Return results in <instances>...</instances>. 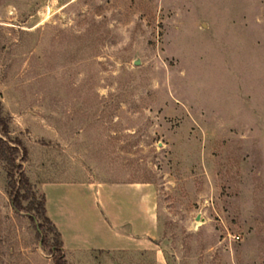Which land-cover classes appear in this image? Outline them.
Returning a JSON list of instances; mask_svg holds the SVG:
<instances>
[{
    "label": "rangeland",
    "instance_id": "374dc122",
    "mask_svg": "<svg viewBox=\"0 0 264 264\" xmlns=\"http://www.w3.org/2000/svg\"><path fill=\"white\" fill-rule=\"evenodd\" d=\"M0 115L69 264H264V0H0ZM6 174L0 264H54ZM108 207L144 258L69 249Z\"/></svg>",
    "mask_w": 264,
    "mask_h": 264
},
{
    "label": "trees",
    "instance_id": "16d2710c",
    "mask_svg": "<svg viewBox=\"0 0 264 264\" xmlns=\"http://www.w3.org/2000/svg\"><path fill=\"white\" fill-rule=\"evenodd\" d=\"M19 149L22 150V153L26 151L21 146L19 139H10L8 137V125L0 115V160L7 169V186L11 205L19 211L25 209L27 211L34 210L37 212L43 221L39 224L38 228L42 229L43 223H46L47 230H45L52 233L54 237L52 244L48 245L50 252L53 253L54 264H69L64 258L60 233L46 215L45 198L43 196L40 199L36 198L28 178L21 169V164L16 162L19 156ZM24 201H27L26 206L23 205ZM30 219L34 220L33 216L30 215Z\"/></svg>",
    "mask_w": 264,
    "mask_h": 264
},
{
    "label": "crops",
    "instance_id": "0c3cea01",
    "mask_svg": "<svg viewBox=\"0 0 264 264\" xmlns=\"http://www.w3.org/2000/svg\"><path fill=\"white\" fill-rule=\"evenodd\" d=\"M106 212L107 214H111L113 219L118 218L115 212H112L109 207ZM152 222V218L149 214L145 215V218L142 222H121L120 220L114 219L113 221L100 222L99 224H101V231H98V233L96 232V234H93L92 229L90 227H86L84 225L82 226L84 228L83 234H79L80 231H76L78 237L75 238L76 242H74L73 248L69 249L71 251L74 250L77 252H81L83 255L88 252H115L136 250L137 252L139 251L140 258H144L143 256L147 254V250L154 249L152 247L151 240L147 235L148 232H150L151 230ZM127 223L130 226L129 233H125V229L123 228L127 225ZM132 229L138 230V233L132 232ZM60 230L62 229L60 228ZM93 239H96L97 243H94ZM65 240L66 239L63 237V253L64 249H67ZM154 259L155 264H164L157 252H155L154 254Z\"/></svg>",
    "mask_w": 264,
    "mask_h": 264
}]
</instances>
